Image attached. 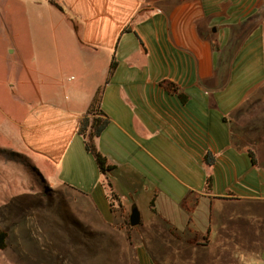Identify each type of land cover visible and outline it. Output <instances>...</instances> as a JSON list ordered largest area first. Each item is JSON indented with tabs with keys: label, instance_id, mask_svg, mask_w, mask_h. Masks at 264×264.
<instances>
[{
	"label": "crops",
	"instance_id": "1",
	"mask_svg": "<svg viewBox=\"0 0 264 264\" xmlns=\"http://www.w3.org/2000/svg\"><path fill=\"white\" fill-rule=\"evenodd\" d=\"M55 2L72 58L39 52L36 87L13 95L20 115L0 109L38 175L73 218L120 231L129 264H264V0ZM8 3L29 14L30 0ZM97 91L107 177L77 134Z\"/></svg>",
	"mask_w": 264,
	"mask_h": 264
},
{
	"label": "rangeland",
	"instance_id": "2",
	"mask_svg": "<svg viewBox=\"0 0 264 264\" xmlns=\"http://www.w3.org/2000/svg\"><path fill=\"white\" fill-rule=\"evenodd\" d=\"M8 2L10 0H0V109H13L14 119L20 115L22 104L15 101L13 95L25 93V85L31 87L34 83L36 87L37 54L58 51L61 63L62 56L70 60L72 40L64 38L66 29L58 23L61 16L47 0H41V8L36 0H30V4L27 3L29 14L25 9L7 10L6 6L12 5ZM70 71L68 65L63 69L62 78L72 77ZM7 102L9 106H5ZM23 109L26 110L25 106ZM209 189L205 182V190ZM54 191L20 150L14 129L0 116V231L6 234L0 264L131 262L129 251L121 249L115 241L120 231L103 230L98 220L85 218L81 212L73 218L68 202ZM232 210L238 212L242 208ZM205 214L208 215L207 207L200 205L195 210L192 219L196 226L201 225ZM253 225L264 228V220ZM133 235L135 237V233L132 238Z\"/></svg>",
	"mask_w": 264,
	"mask_h": 264
},
{
	"label": "trees",
	"instance_id": "3",
	"mask_svg": "<svg viewBox=\"0 0 264 264\" xmlns=\"http://www.w3.org/2000/svg\"><path fill=\"white\" fill-rule=\"evenodd\" d=\"M48 3L56 8L58 11H62L61 7L55 2V0H47ZM114 65L111 64L110 72L112 71ZM161 86L170 94L177 95L178 98L184 102L185 97L179 94L178 88L169 82L161 83ZM99 101H100V91H97L92 99V102L87 109L85 116L79 122L77 134L82 137L85 151L93 158L95 165L99 174L103 177H107L110 174L114 167L109 165L106 159L97 151L95 147V140L100 137L103 131L106 129L108 125V120L103 116L101 111L99 110ZM249 157L252 158V155L249 153ZM204 162L207 166H212L214 163V158L210 155H206L204 158ZM105 186L109 191V197L111 204L114 200V196L111 190V184L108 180H106ZM207 189L210 187V179L206 180ZM151 201V207H152ZM128 225V224H127ZM6 234L0 231V252L3 251L6 247Z\"/></svg>",
	"mask_w": 264,
	"mask_h": 264
},
{
	"label": "water",
	"instance_id": "4",
	"mask_svg": "<svg viewBox=\"0 0 264 264\" xmlns=\"http://www.w3.org/2000/svg\"><path fill=\"white\" fill-rule=\"evenodd\" d=\"M138 224H139V214L135 209H133L129 216V225L130 227H135Z\"/></svg>",
	"mask_w": 264,
	"mask_h": 264
}]
</instances>
